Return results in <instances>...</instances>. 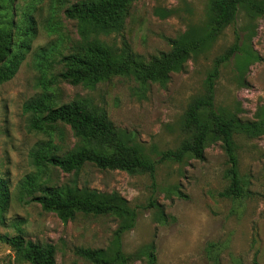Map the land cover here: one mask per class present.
<instances>
[{
	"label": "rangeland",
	"instance_id": "1",
	"mask_svg": "<svg viewBox=\"0 0 264 264\" xmlns=\"http://www.w3.org/2000/svg\"><path fill=\"white\" fill-rule=\"evenodd\" d=\"M79 0H0V19L24 24L35 20L36 33L16 75L0 83V177L9 181L11 202L0 213V234L56 246L58 264H94L77 253L80 247L130 254L129 264H264V134L235 133L240 175L247 189L243 200L224 196L230 167L222 142L212 138L204 159L157 164L155 176L101 169L87 163L67 173L52 166L37 167L31 151L52 142L63 154L79 138L65 123L42 131L29 128L25 102L43 90L60 105L85 98L106 112L121 132L140 143L153 159L178 148L193 131L185 125L191 100L205 91L204 80L216 56L245 37L247 49L261 60L240 55L227 63L216 85L217 103L241 121L264 119V15L241 7L234 23L224 28L203 51L189 56L183 69L166 83L142 81L134 73L111 76L94 87L72 85L57 77L63 55L83 53L87 40L98 39L119 54L150 61L170 51V39L210 20V0H134L124 27L111 34L82 31L65 9ZM15 39L18 31L13 29ZM41 183L63 185L72 180L101 192L118 191L138 211L136 224L117 237L123 222L112 214L79 212L68 222L40 203L20 198V183L29 175ZM153 251L156 262H150ZM0 264H31L17 257L0 239Z\"/></svg>",
	"mask_w": 264,
	"mask_h": 264
},
{
	"label": "trees",
	"instance_id": "2",
	"mask_svg": "<svg viewBox=\"0 0 264 264\" xmlns=\"http://www.w3.org/2000/svg\"><path fill=\"white\" fill-rule=\"evenodd\" d=\"M133 1L79 0L65 9V15L77 20L84 32L91 28L97 33H116L123 29L128 7ZM243 6L253 14L264 15V0H210V20L206 26L192 27L180 37L170 39V51L150 61L119 54L98 39L87 40L83 53L61 57L59 62L65 68L57 77L72 85L94 87L111 76L132 72L142 81L153 80L164 84L172 72L183 69L189 56L203 51L224 28L234 23ZM24 21L20 24L8 17L0 19V83L16 75L31 50L36 33L35 20L28 16ZM13 29L18 31V39H15ZM246 54L256 60L262 59L260 55L250 53L245 37L238 35L232 47L215 57L204 80V93L194 97L186 110L184 123L193 131L192 137L185 139L176 149L163 151L159 160L153 159L140 143L118 130L106 112L93 107L87 99L54 105L52 94L47 90L41 91L23 105V112L30 117L29 128L42 131L47 126L65 123L72 128L79 143L74 149L61 154L50 139L31 151L33 163L37 167L52 166L67 173L77 172L91 163L101 169L150 173L154 177L160 162L204 159L206 148L214 137L222 142L230 165L227 172L230 184L223 195L243 200L247 189L240 175L235 133L264 134V119L244 122L230 116L217 103L216 85L222 68L233 58ZM20 192V198L40 203L45 210L57 213L63 222L73 219L79 212L115 215L123 221L116 230L118 238L135 226L138 217L137 208L120 192L81 187L76 180L60 186L49 185L41 183L38 175L29 174L21 181ZM10 202L9 181L0 177L1 215L7 211ZM0 239L13 248L18 258L31 264H58L56 246L52 243L40 244L26 239L22 233L15 236L0 234ZM77 253L94 264H129L131 258L121 248L109 254L102 249L80 247ZM148 255L150 262L155 263V253L151 251Z\"/></svg>",
	"mask_w": 264,
	"mask_h": 264
}]
</instances>
